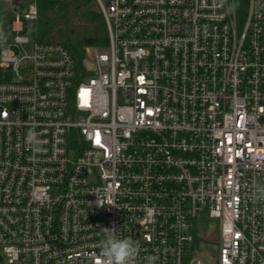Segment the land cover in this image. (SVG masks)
Wrapping results in <instances>:
<instances>
[{
    "label": "built area",
    "instance_id": "obj_1",
    "mask_svg": "<svg viewBox=\"0 0 264 264\" xmlns=\"http://www.w3.org/2000/svg\"><path fill=\"white\" fill-rule=\"evenodd\" d=\"M0 1V264H101L105 227L183 264L205 220L215 264H264V0H96L81 61Z\"/></svg>",
    "mask_w": 264,
    "mask_h": 264
},
{
    "label": "trees",
    "instance_id": "obj_2",
    "mask_svg": "<svg viewBox=\"0 0 264 264\" xmlns=\"http://www.w3.org/2000/svg\"><path fill=\"white\" fill-rule=\"evenodd\" d=\"M246 0H232L236 15L242 18ZM37 8L36 41L58 44L76 60L87 47L105 48L107 30L96 0H34ZM7 18L0 11V21ZM202 227L194 233L193 247L200 241Z\"/></svg>",
    "mask_w": 264,
    "mask_h": 264
},
{
    "label": "rangeland",
    "instance_id": "obj_3",
    "mask_svg": "<svg viewBox=\"0 0 264 264\" xmlns=\"http://www.w3.org/2000/svg\"><path fill=\"white\" fill-rule=\"evenodd\" d=\"M31 0H24L19 3L21 8L26 6V3ZM111 0H102L104 4H108ZM13 4L0 1V11L4 15H9L10 11L13 9ZM27 37L35 41L36 40V24L35 21L31 22L26 33ZM12 33L10 32V17L1 20L0 26V45L11 42ZM1 76V75H0ZM1 78V77H0ZM8 80L9 75H5ZM198 229L201 227L202 232L200 233V241L197 247H192V253L185 259L183 264H190L189 259H198L204 264H215L218 258V232H217V221L215 220H205L204 222H199L196 226ZM207 228V230H206Z\"/></svg>",
    "mask_w": 264,
    "mask_h": 264
},
{
    "label": "clouds",
    "instance_id": "obj_4",
    "mask_svg": "<svg viewBox=\"0 0 264 264\" xmlns=\"http://www.w3.org/2000/svg\"><path fill=\"white\" fill-rule=\"evenodd\" d=\"M35 133L29 132L27 140L34 142ZM256 198L264 199V186L258 185L256 188ZM102 207V203L97 202ZM104 239L101 241V264H135L140 251V242L131 237L121 238L115 227H105L101 229Z\"/></svg>",
    "mask_w": 264,
    "mask_h": 264
},
{
    "label": "water",
    "instance_id": "obj_5",
    "mask_svg": "<svg viewBox=\"0 0 264 264\" xmlns=\"http://www.w3.org/2000/svg\"><path fill=\"white\" fill-rule=\"evenodd\" d=\"M0 26H1V23H0Z\"/></svg>",
    "mask_w": 264,
    "mask_h": 264
}]
</instances>
